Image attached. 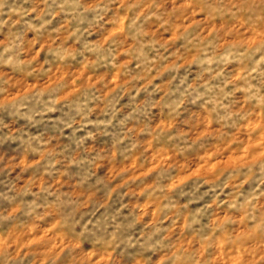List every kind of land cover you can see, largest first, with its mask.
I'll list each match as a JSON object with an SVG mask.
<instances>
[{"label":"clouds","instance_id":"obj_1","mask_svg":"<svg viewBox=\"0 0 264 264\" xmlns=\"http://www.w3.org/2000/svg\"><path fill=\"white\" fill-rule=\"evenodd\" d=\"M0 264H264V0H0Z\"/></svg>","mask_w":264,"mask_h":264}]
</instances>
